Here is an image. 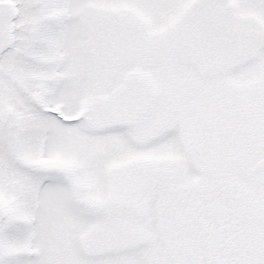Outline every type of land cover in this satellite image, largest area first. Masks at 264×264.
<instances>
[{
  "label": "snow or ice",
  "instance_id": "obj_1",
  "mask_svg": "<svg viewBox=\"0 0 264 264\" xmlns=\"http://www.w3.org/2000/svg\"><path fill=\"white\" fill-rule=\"evenodd\" d=\"M0 264H264V0H0Z\"/></svg>",
  "mask_w": 264,
  "mask_h": 264
}]
</instances>
